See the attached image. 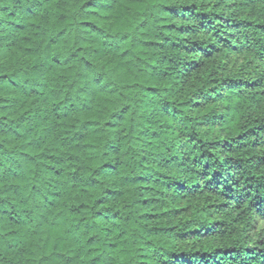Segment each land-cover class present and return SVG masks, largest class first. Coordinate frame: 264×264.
I'll list each match as a JSON object with an SVG mask.
<instances>
[{
	"label": "trees",
	"instance_id": "16d2710c",
	"mask_svg": "<svg viewBox=\"0 0 264 264\" xmlns=\"http://www.w3.org/2000/svg\"><path fill=\"white\" fill-rule=\"evenodd\" d=\"M145 2L0 0V134L10 138L0 259L18 257L8 264H264V74H229L227 54L247 49L210 42L209 13L193 0L164 4L168 20L151 31L168 35L133 36L148 21L122 18ZM227 7L259 19L264 0ZM237 26L264 34L252 18ZM106 29L118 39L97 41ZM176 86L186 98L171 107L163 97ZM141 105L155 131L134 125ZM128 139L154 149L133 168L116 154ZM216 241L225 246L209 251Z\"/></svg>",
	"mask_w": 264,
	"mask_h": 264
},
{
	"label": "clouds",
	"instance_id": "9594fccd",
	"mask_svg": "<svg viewBox=\"0 0 264 264\" xmlns=\"http://www.w3.org/2000/svg\"><path fill=\"white\" fill-rule=\"evenodd\" d=\"M109 0H100V3H106ZM122 2V0H121ZM168 2V0H146L143 5V8L138 13H128L123 18L122 21L124 23H130L132 27H135L136 24H139L141 20L148 21V27L145 29L138 30L137 32H132L133 36H137L139 39L143 40L148 37L153 39H159V35H168V33L163 32L161 30L159 35H153L152 29L156 28L158 25L163 24L168 20V15L164 11V4ZM193 2L197 3L198 11H207L209 16L206 18V25L209 30V36L211 33H217V37L215 40H211L210 42L216 43L217 47H222L223 45H231L235 44L237 47H242L247 49L243 52V58L239 56H233L230 53L227 54V60H231L232 62L228 64L229 74L231 73H247L251 75V78H255L257 73L264 74V63H259L257 59H255L257 54L256 42L257 39L259 40L260 44H264V34L257 33L254 27L250 26H237L233 28L232 25L240 20V19H254V23L264 24V11L256 12V15L259 16V19H255L253 16V12L255 10H244L243 12L238 11L235 7H227L233 3V0H193ZM214 5H218L214 7ZM97 9H92V11H96ZM143 13V14H140ZM212 13H217L225 18L224 22L218 20L215 16L211 15ZM109 12H101L100 17L103 18L105 16H109ZM155 21V24L153 23ZM126 31H131V29H126ZM148 33V37L144 35H140V32ZM92 37H95V34H92ZM90 37V40L92 39ZM116 37L118 39L117 33H110L108 29L105 32L101 33L99 37H95L98 41L100 39L107 40L109 43H112V38ZM130 38V37H129ZM204 39H208V36L203 37ZM252 60V64L247 65L246 61ZM155 57L152 61L154 63ZM226 62L222 60V63ZM259 65V66H257ZM247 78V77H245ZM169 95L171 99L174 100L176 103L171 105V107H176L179 105L180 101L185 99L186 97L181 94V91L178 90V86L174 87L170 93L164 94V99H168ZM84 102H87L86 100ZM135 115L132 117L134 125H143L144 128H149L150 131H155L154 127H151L148 124L144 123L143 118L148 116V112L151 109L145 111L143 106L141 105L139 109H134ZM6 115V113H4ZM131 115V112L129 113ZM187 115L185 112L178 113L176 118L179 119L182 116ZM171 123L172 121H166ZM6 123V122H5ZM22 131V129H21ZM72 131H79V128L73 129ZM39 129L36 130L35 135H40ZM71 135V132H69ZM120 135L119 128L113 129L109 139H115ZM134 135V134H133ZM29 138H35L34 136ZM173 139V137H169ZM10 139L2 134H0V143L4 142L5 140ZM27 141H25L26 143ZM141 144L135 142L134 140L128 139L123 142L117 151V156H119L122 160H124L129 168L136 167L138 163L143 164L144 162L140 161L141 156H147V154L154 149H145L144 151H140ZM144 167L150 168L154 167V165L149 161L148 163L144 164ZM125 175L130 174L129 172L125 171ZM135 174V173H131ZM242 227V226H241ZM261 227H264V223L261 224ZM12 239V238H9ZM204 243L202 241H195L194 243H190L189 247H201ZM235 244H239V236H237L236 240L234 241ZM225 245L222 242L216 241L212 242L208 248L209 251L215 247H224ZM6 259H0V264H8L9 260L17 259L16 253L13 252L11 255H8ZM239 256L241 259L246 258V254L243 252V249L240 250Z\"/></svg>",
	"mask_w": 264,
	"mask_h": 264
}]
</instances>
